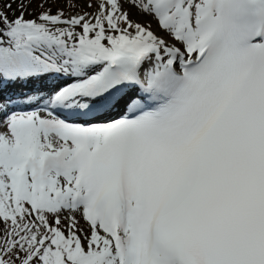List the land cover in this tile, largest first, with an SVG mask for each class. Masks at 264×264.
Returning <instances> with one entry per match:
<instances>
[{"label": "snow or ice", "instance_id": "snow-or-ice-1", "mask_svg": "<svg viewBox=\"0 0 264 264\" xmlns=\"http://www.w3.org/2000/svg\"><path fill=\"white\" fill-rule=\"evenodd\" d=\"M31 2L0 10V264H264V0Z\"/></svg>", "mask_w": 264, "mask_h": 264}, {"label": "rangeland", "instance_id": "rangeland-1", "mask_svg": "<svg viewBox=\"0 0 264 264\" xmlns=\"http://www.w3.org/2000/svg\"><path fill=\"white\" fill-rule=\"evenodd\" d=\"M9 2H13L12 4V9L11 10H8L6 8V5L4 6V10L8 12V15L9 16H17L16 14V11L19 10V7H18V3H19V0H7ZM79 0H77V3H78ZM82 1V0H80ZM25 3H28V0H24ZM72 0H65V2H62V3H51V4H45V7H51V11L53 14H55L58 10L60 9H63V11L65 12L66 15H75L77 13H82L83 11H88L87 9H85L84 7L86 6V0H83L84 2V6L83 7H80L79 4L77 7L75 8H71V7H68L67 4L68 3H71ZM42 3V0H32L30 6H28L26 8V11H25V18L26 19H29V18H33L35 19L36 16H38L44 9H42L39 5ZM9 11H14V14L12 12H9ZM20 11V10H19ZM18 11V12H19ZM94 11L93 9L92 10H89V12H92ZM3 225H0V228H2Z\"/></svg>", "mask_w": 264, "mask_h": 264}, {"label": "bare ground", "instance_id": "bare-ground-1", "mask_svg": "<svg viewBox=\"0 0 264 264\" xmlns=\"http://www.w3.org/2000/svg\"><path fill=\"white\" fill-rule=\"evenodd\" d=\"M126 10H127V7H126ZM132 19L134 20H138V21H141V22H148V18L138 14V13H133L132 15ZM153 27L155 28V23L153 22Z\"/></svg>", "mask_w": 264, "mask_h": 264}]
</instances>
